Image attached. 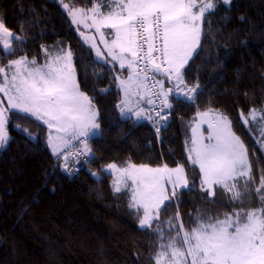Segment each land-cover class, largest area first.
<instances>
[{
	"label": "trees",
	"instance_id": "1",
	"mask_svg": "<svg viewBox=\"0 0 264 264\" xmlns=\"http://www.w3.org/2000/svg\"><path fill=\"white\" fill-rule=\"evenodd\" d=\"M109 2L0 0V22L23 38L12 41L11 51L0 45V68L22 56L43 65L47 57L70 51L79 87L96 107L100 124V133L90 139L91 162L76 160L78 170H66L50 149L48 126L9 110L10 139L0 152V264H154L160 243L176 235L170 223L191 230L200 222L224 220L234 210L264 207V193L255 192L264 176V119H243L253 108L264 110V0L229 5L211 0L216 6L204 14L198 49L183 69L185 92L199 86L192 99L176 93L175 76L158 75L173 105L160 137L148 122L121 115L119 79L128 67L98 59L64 9V4H101L105 10ZM209 110L225 114L247 148L252 180L245 186L246 178L238 179V190L245 193L240 200L220 186L214 196L201 190L199 165L189 159L197 113ZM110 163L182 165L194 187L178 189L158 220L141 228L143 209L129 206L130 184L114 191L116 179L103 169Z\"/></svg>",
	"mask_w": 264,
	"mask_h": 264
},
{
	"label": "snow or ice",
	"instance_id": "2",
	"mask_svg": "<svg viewBox=\"0 0 264 264\" xmlns=\"http://www.w3.org/2000/svg\"><path fill=\"white\" fill-rule=\"evenodd\" d=\"M220 2L229 5L231 0H220ZM111 5H115V10L108 16H103L99 12L101 4H96L91 9L93 24L97 25V31L101 25L115 29L117 39L113 41V45L119 46L121 53L130 52L133 57L137 56V52L132 47L135 43L134 39H128L129 46L125 48L118 43L121 34L123 33L125 37L142 35L148 44L147 54L151 56L154 50L159 51L168 64L164 71L170 75L174 73L176 80L182 84L184 81L181 70L200 42L199 22L204 14L216 5L211 0L202 2V6L197 0H111ZM111 5L103 4L104 7ZM64 7L69 9L73 23L83 22L77 19V15H83L84 9H72L68 4ZM97 16H102L99 22ZM138 28L143 29V33L137 32ZM101 37L103 38L102 33ZM154 37L161 41L160 49L153 48ZM22 39L0 22V42L5 51L12 48L13 40ZM108 54L113 60L122 59L121 56L114 54L112 48H109ZM101 55L102 53L97 50V56ZM71 60L70 51L63 56L47 57L45 63L39 66L35 59L29 60L27 56H22L18 60L9 61L6 67L0 68V74L4 75L0 92H4L8 97L9 105L8 108H0V148L9 140L5 126L8 123L7 112L10 109L32 114L37 119L43 120L49 129L55 126L58 131L65 133L72 130L74 139L79 136L88 137L89 134L95 135L100 130V124L96 119L98 113L94 110L90 98L79 91ZM121 66L123 67V63ZM129 66L131 67V62ZM154 67L157 71L161 70L159 64H154ZM13 69L9 79L7 72ZM133 83L131 75L127 81L121 80L120 84L126 96L133 94L131 92ZM135 87L139 89L142 85L135 83ZM198 87L196 85L188 89L185 93L188 99H192V94ZM164 96L162 103L165 107L171 108V104L167 103V93H164ZM148 103L154 104L155 101L149 99ZM138 104L139 101L136 105L130 106L128 100L121 101V115L134 112L138 119L142 118L144 110L138 108ZM258 114L264 119V110L251 109L249 116L244 118L245 123L249 118L255 121ZM197 115L203 120L208 113H197ZM241 116L243 117V113ZM148 119H151V116ZM209 127L213 132L208 139L212 140L215 137L216 143L204 144L194 138L193 147L189 149V159L193 164L199 165L202 174L201 190L209 196H214V186H220L226 192L232 193L233 200H240L245 193L238 190V179L246 178L245 186L252 180V166L248 159L247 148L231 131V122L226 116H218L216 124L209 123ZM193 131L195 132L196 129L194 128ZM158 132L159 128H157ZM48 143L53 145L51 133ZM85 150L86 153L90 152L87 145ZM57 151L53 145V153ZM193 153H195L194 158ZM106 167L119 171L122 177L130 179L136 185L129 206L137 211L143 209V217L139 220L141 228H150L152 223L158 220L161 205L177 197L178 189L192 190L194 187L190 185L182 165L169 168L165 164L162 167L151 168L147 165L129 164L126 168L117 169L116 164H108ZM166 184L172 186L171 196L167 194ZM121 190V180L114 181V191L119 193ZM255 192L264 193V176L261 177L260 186ZM260 199L264 201V195H260ZM174 219H179V212ZM169 227L176 230V235L171 236L166 244L160 243L153 258L154 264H264V207L234 210L231 214H226L224 220L207 224L200 222L191 230L184 229L182 223L178 227L170 223ZM155 231L163 237L162 229L158 228Z\"/></svg>",
	"mask_w": 264,
	"mask_h": 264
},
{
	"label": "rangeland",
	"instance_id": "3",
	"mask_svg": "<svg viewBox=\"0 0 264 264\" xmlns=\"http://www.w3.org/2000/svg\"><path fill=\"white\" fill-rule=\"evenodd\" d=\"M233 0H231V3H232ZM202 2H206V0H197V3L200 4L202 6ZM230 3V4H231ZM65 5V4H64ZM109 5H111V0L109 2ZM94 7V6H93ZM93 7H76V8H72V9H84L85 10V13L83 15H80L78 14L77 15V19L78 20H81L83 22L81 23H73L76 30L78 31L80 37L87 43L89 44L92 49L94 50V53L96 55V57L98 59H100L102 62H106L107 60H109L110 62H116L118 63L120 66L121 64L123 63V67L127 66L128 67V75L130 76H137L138 75V72L135 68V64H136V61H135V58L131 55L130 52H123L121 53L120 51V47L119 46H115L113 45V41H115L117 39V34H116V30L113 29V28H108V27H104V26H100L99 27V31H97V25L96 24H93V12L91 11V9ZM64 9L68 12L69 14V9H66L64 7ZM115 10V5H111L110 7H107L105 10H103V8L100 7L99 9V12H101L103 14V16H108L111 12H113ZM196 11H198V9H196ZM70 16V15H69ZM72 22H73V18L72 16H70ZM97 19V22H99L101 19H102V16H97L96 17ZM202 22H203V18L202 20L199 22L200 25H201V35H202ZM101 33L103 34V38L101 37ZM128 39H133V37H125L124 34L122 33L121 34V39L120 41L118 42L120 45H123L125 48H127L129 45H128ZM201 39V37H200ZM0 45L2 46V42H0ZM93 45H95V47H93ZM133 47V50H137L135 45L133 44L132 45ZM109 48H112L114 54L118 55V56H121L122 59H116V60H113L112 56L108 54L109 52ZM13 49V44H12V48L8 51H11ZM198 49V46L196 48V50L192 53V56L195 54V52L197 51ZM97 50L100 51V53H102V55L100 57L97 56ZM65 54V52L63 53H60L59 55H56L55 57L57 56H63ZM191 56V57H192ZM55 57H51V58H55ZM190 57V58H191ZM189 58V59H190ZM19 59V58H18ZM16 59V60H18ZM29 59V58H28ZM30 60V59H29ZM189 61V60H188ZM131 62V67L129 66V63ZM72 64V62H71ZM186 65V64H185ZM39 66V65H38ZM73 66V65H72ZM122 67V66H121ZM184 69V68H183ZM183 69L181 70L182 72V76H183ZM14 71L11 70V71H8L7 72V75L10 79L11 75H12V72ZM76 79V82H78L77 80V77H75ZM4 83V75L2 74V81H0V84H3ZM179 84V90L177 91L176 90V93L178 92L179 95H185V89L183 87V83L180 84L177 80H176V77H175V87L177 89V85ZM10 86V85H9ZM81 92V91H80ZM0 101H2V103H0V108H8L9 105H8V97L4 94V92H0ZM122 106V105H121ZM10 110H17V109H10ZM94 110L97 112L96 110V107H94ZM19 111V110H18ZM9 112V111H8ZM8 112H7V117L9 116L8 115ZM208 113V116L204 117L203 120L201 119L200 116H198V119L197 121L195 122L193 128H192V141L193 139H198L200 140L202 143L204 144H214L216 143V140H215V137H213L212 140H209L208 137L210 134H212L213 132V129H211L209 127V123H212L213 125L216 124L217 122V118L218 116L222 115V116H226L225 114L221 113L220 111H217V110H211V111H200L199 113ZM31 116H33L32 114L30 113H27ZM259 115V114H258ZM35 117V116H33ZM128 117V116H126ZM133 117V116H132ZM227 117V116H226ZM36 118V117H35ZM133 118H136V116H134ZM228 118V117H227ZM245 117H243L244 119ZM97 122L99 123V120H98V115H97ZM138 119V118H136ZM40 121L44 122L43 120L39 119ZM229 120V118H228ZM138 121V120H137ZM245 121V120H244ZM45 123V122H44ZM46 124V123H45ZM47 125V124H46ZM6 130H7V133H8V136H9V139H10V134L8 132V123L6 124ZM196 129V131L194 132L193 129ZM231 131L235 134V132L233 131V129L231 128ZM51 133V136L53 138V145L57 148L58 151L62 150L64 147L70 145L71 143H73L75 140L73 138L74 136V133L72 130H69L68 132H61V131H58V128L57 127H53L52 128V132L50 131ZM49 133V134H50ZM99 133V130L96 132L95 135H92V134H89L88 137H95L97 136ZM236 135V134H235ZM238 136V135H236ZM241 140V139H240ZM242 141V140H241ZM9 142V140H8ZM7 142V144H8ZM67 142V143H65ZM243 142V141H242ZM7 144L0 148V152L3 148H5L7 146ZM49 144V143H48ZM244 144V143H243ZM264 144V142H263ZM53 145H49L50 146V149L53 151ZM193 147V144L191 143L189 149H191ZM57 151V152H58ZM56 152V153H57ZM55 153V154H56ZM193 155V158L195 157V153L192 154ZM110 164H116V163H110ZM136 165V164H134ZM140 165H145V164H138L136 166H140ZM117 169H123L121 167H119L117 164ZM148 167H151V168H156V167H152V166H149L147 165ZM177 166H174V167H169V168H176ZM107 173H111L113 175H116L118 178H120L123 182H125L126 180L124 178L126 177H122L121 173L117 170H112V169H108L106 166L103 168ZM95 176L96 177H101L102 173L99 172V171H96L95 173ZM174 178V177H173ZM122 183V182H121ZM170 186V187H169ZM136 187V185H134V188ZM166 189H167V194L169 195L168 193V189L171 188L172 189V186L171 185H165ZM215 187V186H214ZM163 205H161L162 207Z\"/></svg>",
	"mask_w": 264,
	"mask_h": 264
},
{
	"label": "built area",
	"instance_id": "4",
	"mask_svg": "<svg viewBox=\"0 0 264 264\" xmlns=\"http://www.w3.org/2000/svg\"><path fill=\"white\" fill-rule=\"evenodd\" d=\"M137 32L143 33V29H137ZM137 56L135 57L137 62V70L139 71V78L135 81V83H140L142 87L139 88L140 91L145 92L149 99L155 101L154 104H149L146 106V116L141 121L148 122L155 132L157 133V128H159V132L157 135L161 136V129L168 123L169 116L171 114V110L173 105L171 104V108L165 107L162 101L165 99L164 96V85L158 80V75L165 76L168 79H172L175 74L166 73L164 69L168 67V64L163 60L162 55L159 51H153L151 56L148 53V44L145 42L144 37L136 36L134 37ZM153 48L160 49L162 47V43L159 39L153 38L152 40ZM154 64H159L161 66V70L157 71L154 67ZM159 113V115H157ZM151 116V119L148 117ZM75 141L70 145L64 147L62 150L58 151L55 156L57 160H59L63 168L67 165L65 169H73L77 171L79 165L75 162L76 160H84L86 163L91 162L92 151L90 146V140L86 137L79 136L74 139ZM85 145H87V149H90L89 153H86Z\"/></svg>",
	"mask_w": 264,
	"mask_h": 264
},
{
	"label": "crops",
	"instance_id": "5",
	"mask_svg": "<svg viewBox=\"0 0 264 264\" xmlns=\"http://www.w3.org/2000/svg\"><path fill=\"white\" fill-rule=\"evenodd\" d=\"M127 74V73H126ZM75 77H76V74H75ZM128 77H129V75H125L124 74V77H122V78H120L119 79V86H120V88H121V91H122V94H123V99H122V101H124V100H128L129 101V105L130 106H132V105H136L137 104V101H139V104H138V108H142L143 110H144V116L142 117V118H140V119H136V120H138V121H140V120H142L145 116H146V110H145V108H146V106L148 105V100H149V97H148V95H146L145 93H143V92H140V90L139 89H137V87H135V81L139 78V73H138V75L137 76H133V80H134V83H133V86L131 87V92L133 93L132 95H129V96H126V94H125V90H124V88L121 86V84H120V82H121V80H124V81H127L128 80ZM77 84L79 85V83L77 82ZM79 91H81L82 93H84V91H82L81 89H80V87H79ZM85 95H86V93H84ZM87 96V95H86ZM88 97V96H87ZM91 100V99H90ZM91 104L94 106V104H93V102H92V100H91ZM95 107V106H94ZM97 110V109H96ZM97 113H98V111H97ZM98 116H99V114H98ZM126 116H128V117H130V116H135V114H134V112L133 113H130V114H126V115H124V117H126ZM48 126V125H47ZM48 131H49V133H50V131L52 132V128L51 129H49V127H48ZM99 133H100V130H99ZM98 133V134H99ZM86 138H93V137H86ZM160 167H162V166H160ZM114 177H115V179H116V181L117 180H121L120 178H118L116 175H114ZM125 180H126V186L128 185V184H130V186H131V191H132V193H133V189H134V183L130 180V179H127V178H124ZM121 182H122V188L123 187H126V186H124V183L125 182H123L122 180H121ZM170 187V186H169ZM168 193H169V191H168ZM166 202V201H165ZM164 205V204H163Z\"/></svg>",
	"mask_w": 264,
	"mask_h": 264
},
{
	"label": "bare ground",
	"instance_id": "6",
	"mask_svg": "<svg viewBox=\"0 0 264 264\" xmlns=\"http://www.w3.org/2000/svg\"><path fill=\"white\" fill-rule=\"evenodd\" d=\"M134 41H135V40H134ZM134 45H135V47H136V44H135V43H134ZM159 76H160V75H159ZM160 77H161V76H160ZM160 77H159V79H161ZM164 80H165V79H163L162 81H164ZM168 80H170V79H168ZM165 81H166V80H165ZM145 110H146V109H145ZM171 111H172V110H171ZM130 117H132V116H130ZM133 117H134V116H133ZM136 118H137V117H136ZM140 122H141V121H140ZM144 122H145V121H144ZM89 139H90V138H89ZM64 170H65V169H64ZM66 170H67V169H66Z\"/></svg>",
	"mask_w": 264,
	"mask_h": 264
},
{
	"label": "water",
	"instance_id": "7",
	"mask_svg": "<svg viewBox=\"0 0 264 264\" xmlns=\"http://www.w3.org/2000/svg\"><path fill=\"white\" fill-rule=\"evenodd\" d=\"M11 31V30H10ZM12 33H14L13 31H11ZM15 34V33H14ZM16 35V34H15Z\"/></svg>",
	"mask_w": 264,
	"mask_h": 264
}]
</instances>
